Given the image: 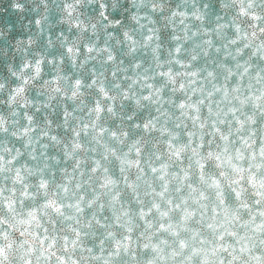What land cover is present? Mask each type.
I'll return each mask as SVG.
<instances>
[{
	"label": "clouds",
	"instance_id": "9594fccd",
	"mask_svg": "<svg viewBox=\"0 0 264 264\" xmlns=\"http://www.w3.org/2000/svg\"><path fill=\"white\" fill-rule=\"evenodd\" d=\"M0 264H264V0H0Z\"/></svg>",
	"mask_w": 264,
	"mask_h": 264
}]
</instances>
